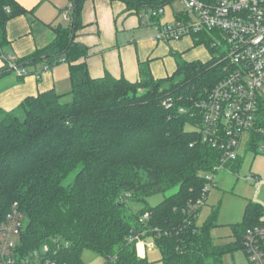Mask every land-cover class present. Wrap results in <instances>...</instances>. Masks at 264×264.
<instances>
[{
    "label": "trees",
    "instance_id": "16d2710c",
    "mask_svg": "<svg viewBox=\"0 0 264 264\" xmlns=\"http://www.w3.org/2000/svg\"><path fill=\"white\" fill-rule=\"evenodd\" d=\"M67 1L70 25L53 28L49 45L13 60L17 70L0 58V77L24 70L22 79L28 75L23 67L65 63L71 84L70 102L50 90L24 98L10 111L0 109V221L17 206L20 255L39 254L48 245L62 264H85L84 251L104 258V264H149L138 255V243L130 242L139 236L158 249L161 264H222L238 250L247 256L246 232L264 227L261 203L246 201L241 219L231 225L230 243L213 240L219 206L196 224L215 186L207 179L220 164L238 172L242 162L238 155L221 163L223 149L203 132L199 105L224 75L223 53L212 47L211 34L188 35L206 48L207 60L187 61L173 53L175 69L168 76L153 77L143 62L134 82L108 72L93 78L83 62L88 50L74 40L86 0ZM121 1L140 22L149 17L158 24L161 14L150 12L176 0ZM28 14L33 13L15 0H0V50L8 44V21ZM256 125L264 129V92ZM249 138L246 149L261 154L255 145L264 142V133ZM171 189L176 191L147 205L148 198Z\"/></svg>",
    "mask_w": 264,
    "mask_h": 264
},
{
    "label": "built area",
    "instance_id": "2783aa9c",
    "mask_svg": "<svg viewBox=\"0 0 264 264\" xmlns=\"http://www.w3.org/2000/svg\"><path fill=\"white\" fill-rule=\"evenodd\" d=\"M179 1L186 8L181 13L183 18H175L171 24H156L155 39L176 41L192 33L211 34L212 47L223 53L220 62L224 63V75L208 99L199 105L203 109L202 127L206 137L223 149L221 163L234 160L239 150L246 148L249 134L264 133L256 125L258 99L264 87V0ZM163 10H153L150 15L155 17ZM1 59L17 70L12 57L1 56ZM17 73L25 74L24 70ZM255 148L264 154V142H258ZM222 171L225 169L220 164L216 172ZM215 175L207 180L214 183ZM21 227L22 215L14 205L0 221V264H62L48 245L42 246L39 254L21 256L18 251ZM135 241L144 247H154L151 241L140 240L139 236L130 239ZM244 246L249 264H264V227L248 230Z\"/></svg>",
    "mask_w": 264,
    "mask_h": 264
},
{
    "label": "crops",
    "instance_id": "0c3cea01",
    "mask_svg": "<svg viewBox=\"0 0 264 264\" xmlns=\"http://www.w3.org/2000/svg\"><path fill=\"white\" fill-rule=\"evenodd\" d=\"M15 1L33 14L14 17L6 25L8 44L5 48L13 55L8 56L13 60H20L49 45L55 38L53 28L70 25L71 5L67 0L66 5L63 0ZM148 19L149 17L140 22L138 14L127 11L121 0H86L82 5L81 25L74 33V40L88 50V56L83 62L90 76L99 78L108 72L115 78L122 76L134 82L139 79L140 63L148 62L152 76L162 78L175 69L173 53L181 54L187 61L194 59L189 57H194L195 50L201 46H195L191 37L185 36L176 41L156 40L157 22ZM65 20L68 25L62 23ZM198 56L201 61L209 58V54L207 59L201 53ZM27 67L30 66L23 68L28 75L22 79L15 72L0 77V109L10 111L24 98L38 93L54 90L57 94L64 95L66 91H70L67 64L62 63L47 70L42 65L29 69ZM252 176L258 189L264 180H261L258 173H253ZM244 255L249 264L245 253Z\"/></svg>",
    "mask_w": 264,
    "mask_h": 264
},
{
    "label": "rangeland",
    "instance_id": "374dc122",
    "mask_svg": "<svg viewBox=\"0 0 264 264\" xmlns=\"http://www.w3.org/2000/svg\"><path fill=\"white\" fill-rule=\"evenodd\" d=\"M63 1L64 5H66V0ZM185 11V6L181 4L179 0H176L172 3V5H167L164 7L163 13L160 16V23L164 24L167 22L171 24L175 21V17L178 14H183ZM67 22L68 21L65 20L62 23L68 25ZM2 49L3 50L0 51V57L2 55L6 57L13 56L6 51L8 48L3 47ZM195 51L194 57H189V59L194 58L193 60H201V58L198 56L199 53L203 54L204 59L208 58V53L205 48L201 47ZM190 52L191 51H189V53ZM27 68H32V66ZM71 98L72 96L69 94V91H66L60 98V101L67 103L71 101ZM239 156L241 157L242 162L238 172L222 171L215 175V186L209 190L206 204L200 210V214L196 221L197 226H200L210 213L211 208L214 206H219V216L217 221L218 227L212 231L214 243L218 245L233 241L231 225L237 223L241 219L246 201L264 204V182L261 184V187H258L257 189V187H255L256 180H254V177L252 176L253 173H258L261 180H264V155L255 154L252 151L242 147L239 150ZM175 191L176 189H171L162 194L152 196L147 199V205L155 206L166 197L173 194ZM133 208L136 209L139 208V206L134 204ZM147 244H149V242ZM136 250L138 255L147 257L149 264H161L160 252L156 247L145 248L139 244H136ZM82 259L85 264H104L105 262L104 258L97 256L90 251H84L82 254ZM222 264H247V261L243 251L238 250L233 255H225Z\"/></svg>",
    "mask_w": 264,
    "mask_h": 264
}]
</instances>
